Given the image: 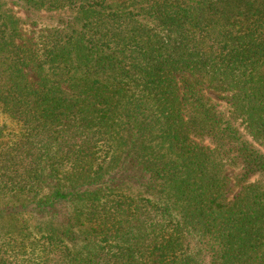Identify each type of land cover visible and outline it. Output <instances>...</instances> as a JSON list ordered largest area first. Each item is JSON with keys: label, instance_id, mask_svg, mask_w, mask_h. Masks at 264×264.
<instances>
[{"label": "trees", "instance_id": "16d2710c", "mask_svg": "<svg viewBox=\"0 0 264 264\" xmlns=\"http://www.w3.org/2000/svg\"><path fill=\"white\" fill-rule=\"evenodd\" d=\"M16 5L0 264H264V0Z\"/></svg>", "mask_w": 264, "mask_h": 264}, {"label": "rangeland", "instance_id": "374dc122", "mask_svg": "<svg viewBox=\"0 0 264 264\" xmlns=\"http://www.w3.org/2000/svg\"><path fill=\"white\" fill-rule=\"evenodd\" d=\"M1 3L4 6V9L10 13H12L16 17H23L24 13L22 10L16 5L17 0H0ZM62 18H64L63 15H60ZM67 18H72V14L65 15ZM60 17L58 16H53L52 14H40V19L38 20L37 26H26L24 29V33L26 35V39L29 40L32 43H34L37 40V37L43 33L47 32L45 31L46 27H51L53 26H58V19ZM204 146H207V142L203 143ZM258 146V145H257ZM258 148L264 152V147L258 146ZM232 172V170H229ZM17 200V199H16ZM15 199H4L0 198V204H5V203H11L14 202ZM12 204V203H11ZM1 226V223H0Z\"/></svg>", "mask_w": 264, "mask_h": 264}]
</instances>
